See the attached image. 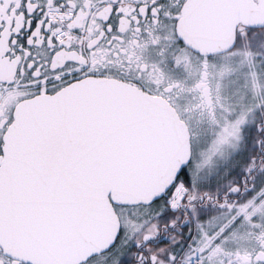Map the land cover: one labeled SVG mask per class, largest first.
<instances>
[{"label": "snow or ice", "instance_id": "1", "mask_svg": "<svg viewBox=\"0 0 264 264\" xmlns=\"http://www.w3.org/2000/svg\"><path fill=\"white\" fill-rule=\"evenodd\" d=\"M0 264H264V0H0Z\"/></svg>", "mask_w": 264, "mask_h": 264}]
</instances>
